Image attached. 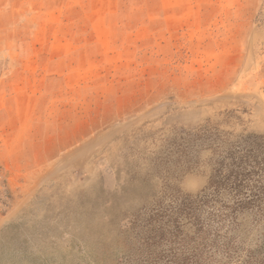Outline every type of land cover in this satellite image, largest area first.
Instances as JSON below:
<instances>
[{"label":"rangeland","instance_id":"1","mask_svg":"<svg viewBox=\"0 0 264 264\" xmlns=\"http://www.w3.org/2000/svg\"><path fill=\"white\" fill-rule=\"evenodd\" d=\"M55 166L2 264H264V0H0V216Z\"/></svg>","mask_w":264,"mask_h":264},{"label":"crops","instance_id":"2","mask_svg":"<svg viewBox=\"0 0 264 264\" xmlns=\"http://www.w3.org/2000/svg\"><path fill=\"white\" fill-rule=\"evenodd\" d=\"M58 173V167L55 166L54 168L51 167L48 170H40L37 171L36 175L27 178L28 176L25 175L27 173H24L22 175V178L19 179L15 174H9L8 181L10 186L18 192L15 194V199L13 206L10 208L9 212L6 216H0V221L3 222L5 217H7L9 214L13 215L16 213L18 208L22 206L31 196L34 194L36 189L47 179L52 178ZM18 185V186H15ZM18 188V189H17ZM15 211V212H14ZM0 222V223H1Z\"/></svg>","mask_w":264,"mask_h":264},{"label":"trees","instance_id":"3","mask_svg":"<svg viewBox=\"0 0 264 264\" xmlns=\"http://www.w3.org/2000/svg\"><path fill=\"white\" fill-rule=\"evenodd\" d=\"M0 264H2L1 260H0Z\"/></svg>","mask_w":264,"mask_h":264}]
</instances>
